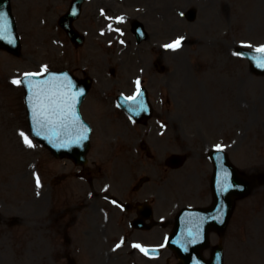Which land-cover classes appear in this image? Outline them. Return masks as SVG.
Masks as SVG:
<instances>
[{"label": "rangeland", "instance_id": "rangeland-1", "mask_svg": "<svg viewBox=\"0 0 264 264\" xmlns=\"http://www.w3.org/2000/svg\"><path fill=\"white\" fill-rule=\"evenodd\" d=\"M71 1L12 0L23 54L9 58L0 52V264H65L62 249L54 248L52 233L61 237L62 232L52 222L53 200L44 202L46 192L35 185L34 175H41V166L28 164L30 154L35 159L40 150L24 139L29 141L23 88L12 79L48 64L62 65V59H54L60 50H65L64 60L73 57L75 52L70 45L63 49L59 35L49 40L56 27L53 22ZM97 1L87 2L78 25L87 41L77 57L87 70L93 76L104 74L111 63L119 77L126 73L132 83L137 74L129 69L142 57L138 65L146 80L154 79L150 54H161L162 46L186 32L191 39L180 53L162 55L171 69L177 67L181 73L173 88L176 113L186 130L177 142L178 152L206 151L223 140L242 170L264 173V77L254 75L233 46L264 47V0H192L191 6H186L187 0H104L111 6L104 15L96 10L105 7ZM211 1L215 8L207 11ZM190 10L197 14L193 21L186 18ZM91 11L96 12V21L88 22ZM132 18L145 22L149 32V41L140 47L130 34ZM108 22L117 28L109 30ZM182 74L192 84H182ZM228 79L234 80L230 93L222 89ZM51 161L55 173L57 162ZM54 194L57 198L58 192ZM165 203L167 208L162 209L170 208V201ZM239 211L240 230L234 232L232 225L227 264H264V185L241 201ZM30 220L35 221L29 224ZM37 221L43 225L36 226ZM85 237L84 230L77 229L72 240L80 243Z\"/></svg>", "mask_w": 264, "mask_h": 264}, {"label": "snow or ice", "instance_id": "snow-or-ice-1", "mask_svg": "<svg viewBox=\"0 0 264 264\" xmlns=\"http://www.w3.org/2000/svg\"><path fill=\"white\" fill-rule=\"evenodd\" d=\"M7 31V18L6 15L4 13H0V32H6ZM179 46V40H177L174 44L171 45H167L166 47H178ZM258 51H262L264 52V47L258 49ZM13 83H19V81H13ZM137 85H139V81L136 82ZM21 135L23 136V133H21ZM25 142L29 144V146H31L30 141H28L27 137H24ZM37 184H39V180L37 179ZM119 246V245H118ZM134 247L139 248L140 245H134ZM141 251H144L145 254H147V250L144 248H141Z\"/></svg>", "mask_w": 264, "mask_h": 264}, {"label": "water", "instance_id": "water-1", "mask_svg": "<svg viewBox=\"0 0 264 264\" xmlns=\"http://www.w3.org/2000/svg\"><path fill=\"white\" fill-rule=\"evenodd\" d=\"M0 13H4L7 18V29L9 27L10 30V12H9V7H8V0H0ZM2 33V38L5 36L4 34L6 32H1ZM12 41H14V36L11 38Z\"/></svg>", "mask_w": 264, "mask_h": 264}]
</instances>
